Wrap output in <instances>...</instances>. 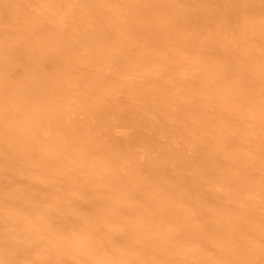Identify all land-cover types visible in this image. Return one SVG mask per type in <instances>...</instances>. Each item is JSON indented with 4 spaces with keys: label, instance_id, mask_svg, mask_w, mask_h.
<instances>
[{
    "label": "bare ground",
    "instance_id": "6f19581e",
    "mask_svg": "<svg viewBox=\"0 0 264 264\" xmlns=\"http://www.w3.org/2000/svg\"><path fill=\"white\" fill-rule=\"evenodd\" d=\"M0 16V264H264V0Z\"/></svg>",
    "mask_w": 264,
    "mask_h": 264
},
{
    "label": "rangeland",
    "instance_id": "374dc122",
    "mask_svg": "<svg viewBox=\"0 0 264 264\" xmlns=\"http://www.w3.org/2000/svg\"><path fill=\"white\" fill-rule=\"evenodd\" d=\"M2 19V16H0V20Z\"/></svg>",
    "mask_w": 264,
    "mask_h": 264
}]
</instances>
